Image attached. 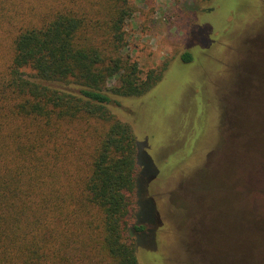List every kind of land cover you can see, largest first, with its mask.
<instances>
[{
    "label": "trees",
    "instance_id": "obj_1",
    "mask_svg": "<svg viewBox=\"0 0 264 264\" xmlns=\"http://www.w3.org/2000/svg\"><path fill=\"white\" fill-rule=\"evenodd\" d=\"M135 11L0 0V264H141L136 137L110 104L147 92L166 64L142 78L122 54Z\"/></svg>",
    "mask_w": 264,
    "mask_h": 264
},
{
    "label": "rangeland",
    "instance_id": "obj_2",
    "mask_svg": "<svg viewBox=\"0 0 264 264\" xmlns=\"http://www.w3.org/2000/svg\"><path fill=\"white\" fill-rule=\"evenodd\" d=\"M128 1L122 54L166 64L110 104L136 137L138 261L264 264V0Z\"/></svg>",
    "mask_w": 264,
    "mask_h": 264
}]
</instances>
